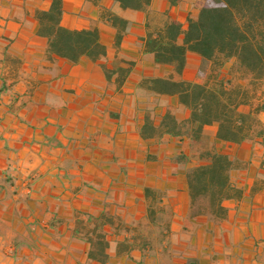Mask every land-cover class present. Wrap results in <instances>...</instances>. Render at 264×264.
<instances>
[{
    "label": "crops",
    "instance_id": "1",
    "mask_svg": "<svg viewBox=\"0 0 264 264\" xmlns=\"http://www.w3.org/2000/svg\"><path fill=\"white\" fill-rule=\"evenodd\" d=\"M49 4L0 0V264H264V146L250 141L233 147V155L247 162L232 171L243 194L231 202L230 220L218 224L190 216L185 166L173 160L187 151L188 139L167 135L157 149L140 136L149 108L159 116L168 108L179 119L189 115L177 95L140 86L171 73L146 51V23L155 14L186 27L202 0H150L146 10L123 9L115 0H64L62 24L98 27L107 45L106 56L77 62L50 56L47 37L39 35L35 12ZM103 9L128 19L118 46L117 29L101 16ZM188 57L175 78H195L186 72L198 69L199 56ZM104 65L111 71L129 67L121 86L118 72L109 79ZM138 89L151 97L141 99ZM154 98L165 105L153 104ZM260 117L264 121V111ZM209 128L214 138L216 125L206 126V133ZM146 186L164 190L172 210L159 250L119 253L114 242L106 263L90 260V243L74 233L78 213L108 205L129 224L147 220Z\"/></svg>",
    "mask_w": 264,
    "mask_h": 264
},
{
    "label": "trees",
    "instance_id": "2",
    "mask_svg": "<svg viewBox=\"0 0 264 264\" xmlns=\"http://www.w3.org/2000/svg\"><path fill=\"white\" fill-rule=\"evenodd\" d=\"M63 1L50 0L48 8L35 12L39 35L48 39L49 55L71 62L106 56L107 45L98 27L68 28L62 24ZM115 1L123 9L146 10L150 5V0ZM101 16L116 27L115 43L120 45L128 19L109 9H103ZM146 26L147 33L141 37L146 51L153 54L155 62L170 66L171 73L144 79L140 86L156 94L177 95L189 115L179 119L168 108L159 116L149 108L140 136L154 141L157 149L167 135L188 139L187 151L173 160L185 166L190 216L205 215L223 224L230 220L231 202L243 194L232 171L247 165L233 155V147L250 141L264 146V121L260 117L264 90H259V83L264 81V0H202L197 15L187 17L186 27L172 16L159 22L151 19ZM190 53L199 56L195 78H175L183 74ZM231 59L239 75L233 69L223 70ZM104 67L109 79L111 72H118L119 86L129 73V67L112 71ZM211 125H216L214 138L205 132ZM164 196L160 188H144L146 221L159 227L161 241L170 233L172 217ZM74 233L90 243L89 259L101 263L109 260L114 242L119 253L154 249L153 238L112 213L108 205L100 212H79ZM121 234L124 237L118 241Z\"/></svg>",
    "mask_w": 264,
    "mask_h": 264
},
{
    "label": "rangeland",
    "instance_id": "3",
    "mask_svg": "<svg viewBox=\"0 0 264 264\" xmlns=\"http://www.w3.org/2000/svg\"><path fill=\"white\" fill-rule=\"evenodd\" d=\"M199 6V5H198ZM152 21L155 22V21H161L160 17L158 15H153L152 16ZM192 65H195V64H192ZM196 66L195 65V68H193L192 66H190L186 72V76H191V77H194L195 76V73H196ZM233 66H234V60H229L223 70L225 72H228L229 70L233 69ZM235 72L236 75H239V72L236 71V69L234 68L233 69ZM232 70V71H233ZM179 75H177L178 77ZM261 87V88H260ZM259 90H264V81H261L259 83ZM136 95L139 96L141 99L142 98H149L151 97V94H149L147 91L143 90V89H138L137 92H136ZM156 102V105L157 106H163L165 105V102L161 101L160 99H153V104ZM180 115H182L184 112L183 110H179L178 111ZM212 132H213V129L212 128H209L208 131H207V134L212 137ZM234 173H238V171H235ZM234 177H238V175H234ZM131 226L133 227H137V230L148 236L149 238H153V241H154V249L151 251V254L155 253L156 251L159 250L160 248V244H161V240H160V237H159V227L157 225H152V224H148V222L146 221V219H142V220H138V221H134V222H130Z\"/></svg>",
    "mask_w": 264,
    "mask_h": 264
},
{
    "label": "built area",
    "instance_id": "4",
    "mask_svg": "<svg viewBox=\"0 0 264 264\" xmlns=\"http://www.w3.org/2000/svg\"><path fill=\"white\" fill-rule=\"evenodd\" d=\"M27 189H28V192H31L32 191V189L30 187H27Z\"/></svg>",
    "mask_w": 264,
    "mask_h": 264
}]
</instances>
